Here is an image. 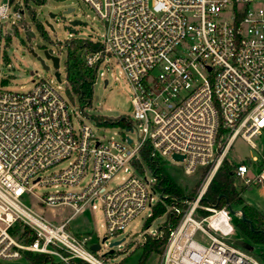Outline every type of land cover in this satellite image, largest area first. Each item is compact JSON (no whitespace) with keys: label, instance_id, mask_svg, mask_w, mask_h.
Segmentation results:
<instances>
[{"label":"built area","instance_id":"built-area-1","mask_svg":"<svg viewBox=\"0 0 264 264\" xmlns=\"http://www.w3.org/2000/svg\"><path fill=\"white\" fill-rule=\"evenodd\" d=\"M12 1L0 5V19L11 16ZM83 1L106 26L95 38L102 49L87 63L99 62L97 72L109 60L120 66L133 89L134 118L116 126L121 139L105 137L97 126L110 125L81 122L47 79L27 92L0 88V263L32 252L46 256L39 264H107L86 238L66 230L69 219L56 225L36 212L26 202L33 195L45 206L70 204L72 215L99 200L106 236L124 233L162 202L181 215L168 224L162 264H262L235 244L231 210L200 202L238 137L263 145L234 163L235 177L249 187L264 184V0ZM13 13L20 18L22 10ZM144 147L160 162H182L187 173L207 166L211 173L183 206L168 204L175 197L158 176L134 163Z\"/></svg>","mask_w":264,"mask_h":264},{"label":"rangeland","instance_id":"rangeland-1","mask_svg":"<svg viewBox=\"0 0 264 264\" xmlns=\"http://www.w3.org/2000/svg\"><path fill=\"white\" fill-rule=\"evenodd\" d=\"M8 1L0 0V5L6 4ZM11 4V16L0 19V88L5 87L15 91L27 92L33 88L39 79H47L71 101L72 107L75 108L77 116L80 118L78 119L83 123L97 125V116L134 118L133 89L120 74V66L114 60L100 64L94 81L91 104L82 109L83 104L77 99L73 101L66 91L65 40L72 36L101 38L106 30L105 23L88 3L83 0H13ZM70 6L74 7L75 11L68 16V19L78 18L86 22V24L76 25L77 32L75 34L69 32L59 17L53 18L50 15V12L60 13ZM16 9L22 10L20 18L13 13ZM40 22L42 27L39 25ZM48 22L53 25L54 29L49 26ZM27 31L33 32L34 35H28ZM45 47L53 48L54 54L60 58L58 71L61 81H58L55 76L56 69L52 61L46 59L50 68L45 69L37 57L43 55ZM105 79H108L107 85H105ZM120 130L116 125H101L97 126L96 129L99 135L116 139H121ZM131 135L135 136L134 133ZM254 141L258 144V148H252L245 139L238 137L226 159L234 164L242 161L247 162L250 156L258 155L263 140L254 138ZM164 166L183 190L184 195L189 197L198 194L212 168L211 166L199 167L194 173H187L183 163L176 162L171 157H166ZM144 168L146 175L149 178H154L146 163H144ZM124 174L126 173L121 172L119 177H115L111 181V185H116L120 176ZM234 184L239 190L245 186L237 177L234 179ZM42 190L43 188L39 187L37 192H42ZM242 196L246 204L252 205L264 213V184L247 186ZM26 202L36 212L42 213L45 218L56 225L69 219L66 230L81 240L86 238V246L89 249L93 243H101V250H92V252L107 264H137L142 255L141 244L149 236H155L153 233L160 231L166 220V215L162 214L147 226V220L152 214V208L147 207L126 226L124 233L108 235V239L102 243V238L106 236V226L99 200L96 201V208L86 205L74 215H72L74 208L70 204L45 206L38 204L33 195L26 197ZM200 204L203 203L200 202ZM238 208L240 207L235 206L234 210ZM238 222L239 217L232 213V223L235 228L231 234L232 238L237 241L239 246H243L240 248L244 252L257 258L256 254L264 249V244L253 243L249 240L238 229ZM123 237L126 238L125 241L120 245H115L112 252H108L111 249L109 244ZM106 252L109 256L104 255ZM163 253L164 249L161 253H152L144 264H162ZM2 264H30V262L26 258H20L4 260Z\"/></svg>","mask_w":264,"mask_h":264},{"label":"trees","instance_id":"trees-1","mask_svg":"<svg viewBox=\"0 0 264 264\" xmlns=\"http://www.w3.org/2000/svg\"><path fill=\"white\" fill-rule=\"evenodd\" d=\"M39 25L41 27L43 26L41 22ZM65 41L66 91L73 101L77 99V101L83 104V109L84 106L91 104L94 93V81L97 76L96 65L99 63L97 62L95 65H89L87 63V57L102 49L103 46L100 41L93 38L72 36ZM96 120L110 126H126L128 124V121L123 117L112 120L105 116H97ZM134 163L139 168H142L144 163H146L153 173L158 176V181L160 182L164 193L171 194L175 197H168L166 199L168 204L176 203L180 206L184 205L182 199L189 196L184 195L183 190L166 171L164 163L150 156V150L148 147H144L141 150L140 158L135 159ZM233 171L234 164L230 163L225 158L208 185L201 203L212 204L217 208L227 207L230 210L234 209L235 206L240 207L243 214L238 216V229L253 243L264 244V213L258 208L245 203L242 194L247 186H243L244 188L241 190L235 187V174ZM201 212L203 214L208 213L206 210ZM162 214L166 215V220L164 221L163 226H161L163 234L149 236L145 239L140 246L142 248V255L137 264H144L152 253H161L163 251L169 234L168 224L170 223V225L174 227L181 219V215H177L173 210H167L164 203L158 202L153 206L152 214L147 220V226H149L156 217ZM235 244L239 248L243 247L241 245L239 246L237 241ZM105 256L109 255L106 253ZM256 256L260 262L264 264V249H261ZM26 259L30 264H39L45 261L46 256L43 254L27 252Z\"/></svg>","mask_w":264,"mask_h":264},{"label":"water","instance_id":"water-1","mask_svg":"<svg viewBox=\"0 0 264 264\" xmlns=\"http://www.w3.org/2000/svg\"><path fill=\"white\" fill-rule=\"evenodd\" d=\"M74 11H75V8L70 6V7L66 8L65 10L61 11L60 13L50 12V15L53 18H58L59 17L65 23V25H66L67 29L69 30V32L71 34H75L77 32V29L75 28L76 25H78V24H86V22H83V21H81L78 18L68 19V16L70 14H72V12H74ZM48 24H49V26L52 29H54V27H53V25L51 23L48 22ZM27 34L28 35L29 34L30 35H34L33 32H31V31H27ZM37 57L41 61V63L43 64V66H44L45 69H49L50 68V66L46 63V59H50L52 61V63H53L54 68L56 69L55 76H56V78H57L58 81H61L60 72L58 71V68L60 66V58H59V56H57V55L54 54V49L53 48H49V47H45L43 49V55H38ZM107 83H108V80L105 79V85H107ZM107 118L112 119V120H115V119H118L119 117L107 116ZM129 141H131V140H129ZM174 157L176 159H178V160H182L183 159V156L182 155H179V154H175ZM231 212L234 213V214H236L237 211L234 210V209H231ZM107 239H108V236H104L102 238V243H105V241ZM125 239L126 238L123 237V238H121L119 240H115V241L111 242L109 244V247L111 249L108 252H112L113 251V247L115 245L122 244L125 241ZM101 248H102V244L101 243H93L90 246V249L93 250V251H99V250H101Z\"/></svg>","mask_w":264,"mask_h":264}]
</instances>
